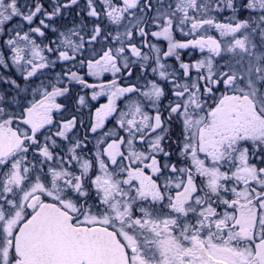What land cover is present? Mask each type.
Returning <instances> with one entry per match:
<instances>
[{
    "label": "snow or ice",
    "instance_id": "1",
    "mask_svg": "<svg viewBox=\"0 0 264 264\" xmlns=\"http://www.w3.org/2000/svg\"><path fill=\"white\" fill-rule=\"evenodd\" d=\"M13 67L0 264H264V0H0Z\"/></svg>",
    "mask_w": 264,
    "mask_h": 264
},
{
    "label": "flooded vegetation",
    "instance_id": "2",
    "mask_svg": "<svg viewBox=\"0 0 264 264\" xmlns=\"http://www.w3.org/2000/svg\"><path fill=\"white\" fill-rule=\"evenodd\" d=\"M57 70H59V68H57L56 69V71ZM12 71H13V73H12ZM5 76H11V78H13V79H17L18 80V82L22 85V82H23V79H22V77L20 76V74L16 71V69L14 68V69H9V70H6V74H4ZM110 76H108V77H105L104 79H110L109 78ZM90 81H93V80H91V78H88ZM4 88H6V87H0V90H3ZM85 92H87L88 90H84ZM78 93H80V94H82L81 93V89H80V86L79 85H76V86H74V91H73V93H72V97L71 98H69L67 101H61V102H64V103H66L67 104V107H68V109H69V113H73L74 114V111H75V109H76V105H75V102H74V97L76 96V94H78ZM89 94V96H90V92L88 93ZM106 102V98L105 97H101V98H99V100L98 101H91V104L92 105H94L95 107H98L99 106V104H101V103H105ZM94 110V109H93ZM81 111H83L84 113H85V115L82 117L84 120H85V122H87V119H88V117H87V112H88V109H82ZM109 127H111V125H108ZM79 132H80V134L81 135H83V133H84V129L83 128H80L79 129Z\"/></svg>",
    "mask_w": 264,
    "mask_h": 264
},
{
    "label": "trees",
    "instance_id": "3",
    "mask_svg": "<svg viewBox=\"0 0 264 264\" xmlns=\"http://www.w3.org/2000/svg\"><path fill=\"white\" fill-rule=\"evenodd\" d=\"M77 11V7H73L72 9H70L67 13H65V17L68 18V19H71V17L75 14V12ZM64 17V19H65ZM11 69V68H9ZM9 69H2L0 68V74H6V70H9ZM13 73V71H12ZM0 87H7V85H3V84H0Z\"/></svg>",
    "mask_w": 264,
    "mask_h": 264
},
{
    "label": "rangeland",
    "instance_id": "4",
    "mask_svg": "<svg viewBox=\"0 0 264 264\" xmlns=\"http://www.w3.org/2000/svg\"><path fill=\"white\" fill-rule=\"evenodd\" d=\"M83 2H84V0H80V4H81V5H83ZM77 11H78V8H77ZM225 15H228V13L225 12ZM69 20H70V19H68V18H66V17H65V19H64L65 22H67V21H69ZM12 69H14V67H13ZM57 71H59V70H57ZM108 76H110L109 78L111 79V75L108 74V73H105L104 77H102L101 79H104L105 77H108ZM89 78H91V80H93L92 82H94V78H92V77H89ZM37 82H38V81H37ZM21 86H23V82H22V85H21Z\"/></svg>",
    "mask_w": 264,
    "mask_h": 264
}]
</instances>
